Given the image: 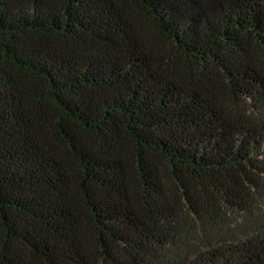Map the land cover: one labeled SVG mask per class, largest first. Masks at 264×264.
Returning <instances> with one entry per match:
<instances>
[{
    "label": "trees",
    "instance_id": "trees-1",
    "mask_svg": "<svg viewBox=\"0 0 264 264\" xmlns=\"http://www.w3.org/2000/svg\"><path fill=\"white\" fill-rule=\"evenodd\" d=\"M0 264H264V0H0Z\"/></svg>",
    "mask_w": 264,
    "mask_h": 264
}]
</instances>
